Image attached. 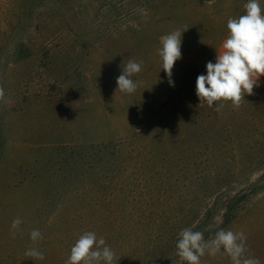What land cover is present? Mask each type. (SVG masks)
<instances>
[{"label": "rangeland", "instance_id": "rangeland-1", "mask_svg": "<svg viewBox=\"0 0 264 264\" xmlns=\"http://www.w3.org/2000/svg\"><path fill=\"white\" fill-rule=\"evenodd\" d=\"M246 2L0 0V264H66L85 231L117 264H175L187 227L243 231L264 264V76L239 109L196 95ZM173 31L171 86L158 49ZM129 59L143 61L133 94L116 83ZM31 247L45 259L25 256Z\"/></svg>", "mask_w": 264, "mask_h": 264}, {"label": "clouds", "instance_id": "clouds-1", "mask_svg": "<svg viewBox=\"0 0 264 264\" xmlns=\"http://www.w3.org/2000/svg\"><path fill=\"white\" fill-rule=\"evenodd\" d=\"M244 14L227 20V36L222 41L215 63L206 64L207 74L196 79V95L200 105L206 104L221 112L226 102H231L233 109H239L245 95H252L254 87L264 76V7L261 0H247L243 5ZM187 30V29H186ZM185 30V31H186ZM181 32L173 31L160 37L161 47L158 55L161 68L172 81V70L177 60L181 59ZM143 61L129 59L117 77V89L125 94H133L138 83L132 77L139 74ZM0 101H5V89L0 85ZM23 220L15 218L10 226L13 239L20 231ZM30 240L35 245L43 239L39 229H33ZM175 255L179 258L175 264H201L204 256H227L231 264H261L259 258L250 254L247 236L243 231L220 228L214 235L205 239L204 233L192 227L181 230L175 245ZM25 256L33 260H44L45 256L37 247H31ZM114 250L103 237H97L94 231H85L79 235L71 247L66 264H117ZM174 264V262H173Z\"/></svg>", "mask_w": 264, "mask_h": 264}, {"label": "trees", "instance_id": "trees-1", "mask_svg": "<svg viewBox=\"0 0 264 264\" xmlns=\"http://www.w3.org/2000/svg\"><path fill=\"white\" fill-rule=\"evenodd\" d=\"M108 150H110V147L107 146V145H100V146H98V147L96 148V151H97L98 153H101V152H107ZM231 199H233V198H231V197H227L226 205L224 206L225 209H227V210L229 209V206H227V205H228V203L231 201Z\"/></svg>", "mask_w": 264, "mask_h": 264}]
</instances>
